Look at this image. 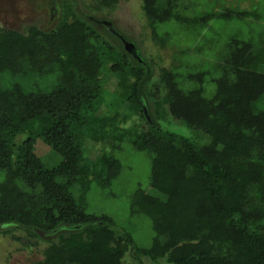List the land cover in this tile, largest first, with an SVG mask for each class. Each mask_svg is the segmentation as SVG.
Wrapping results in <instances>:
<instances>
[{"label": "trees", "instance_id": "16d2710c", "mask_svg": "<svg viewBox=\"0 0 264 264\" xmlns=\"http://www.w3.org/2000/svg\"><path fill=\"white\" fill-rule=\"evenodd\" d=\"M176 1L142 3L148 20L156 23L170 18ZM105 32L115 45L69 8L49 29L31 25L20 32L0 26V82L3 72L11 78L56 74L48 92L27 91L14 81L9 87L0 84V171L6 173L0 182V226L17 225L39 236L52 233L56 240L34 264H122L123 246L111 220L87 213L82 203L90 176L108 186L120 167L112 152L88 159L90 145L84 142L103 139L108 134L104 127L115 119L113 110L127 103L139 108L147 123L128 141L150 156V186L156 195L152 202L138 189L131 204L134 213L151 220L154 232L149 249L132 247L139 261L264 264V109L257 107L264 97V72L244 67L249 46L235 45L228 66L220 64L223 73L214 80L211 97L204 95L206 72L187 73L179 81L178 72L161 68L164 94L155 97L153 108L147 94L151 63L129 38ZM102 66L115 79L112 91L105 87ZM107 95L112 109L103 115L99 109ZM57 98L64 99V111ZM57 108L66 114L61 122H55ZM165 108L172 120L192 133L202 132L209 142L163 128L159 120ZM21 133L26 137L17 144ZM38 139L60 157L56 165L48 166L35 153ZM125 140L113 139L112 151ZM170 198L190 212L171 206ZM227 236L237 238L235 253L216 250Z\"/></svg>", "mask_w": 264, "mask_h": 264}, {"label": "rangeland", "instance_id": "374dc122", "mask_svg": "<svg viewBox=\"0 0 264 264\" xmlns=\"http://www.w3.org/2000/svg\"><path fill=\"white\" fill-rule=\"evenodd\" d=\"M64 8L83 16L109 43L115 45L112 37L105 34L106 29L112 33L118 31L132 41L137 53L153 68V76L147 87L148 101L153 108L155 97L164 94L159 83L160 69L163 67L178 72L181 75L179 81L187 73L206 72L202 83L204 95L211 97L215 89L214 80L223 73L220 64L228 66L226 62L230 51L235 45L243 43L249 46L251 54L244 67L250 71L264 72V0H177L170 18L156 23L148 20L142 0H0V26L20 32H25L31 25L49 29L56 25ZM101 71L106 80V89L112 91L115 87L112 73L106 66H102ZM27 76L11 78L7 72H3L0 84L9 87L14 81L21 83L27 91L44 92L56 85L54 72ZM185 85L191 86L190 83ZM111 99L110 95L106 96L99 109L100 114L110 113ZM58 100V105L64 111V99ZM257 107L264 109V97ZM113 111L115 119L104 127L107 136L104 135L94 144L85 140L84 147L90 145L86 151V157L90 160L104 151L112 152L120 162L119 172L108 186H100L95 176H90V188L82 204L87 213L105 214L111 220L110 226L115 229L117 240H120L118 244L123 246L120 251L122 264H152L143 257L139 261L132 251L134 246L149 249L154 232L151 220L142 213H134L131 207L138 189L147 195L148 200L156 201L155 192L150 186L151 159L146 151L135 149L128 141L130 133L146 128L147 123L142 111L131 104H121ZM55 114V122L63 121L66 115L58 108ZM163 115V119L159 120L163 128L193 137L203 144L209 142L202 132L192 133L183 124L172 120L166 108ZM119 136L128 142L125 140L119 150L112 151L110 142ZM25 137L26 134L21 133L16 136L15 142L20 144ZM34 151L48 166L60 161V157L51 152L41 139L36 141ZM5 176L6 173L0 171V182ZM71 191L78 195L76 187H72ZM169 203L182 212H190L189 208L172 198ZM124 233L130 234L133 243L127 240ZM51 234L42 233L39 236L17 225L0 226V264H34L41 261L50 242L56 240ZM216 250L235 253L237 238L225 237Z\"/></svg>", "mask_w": 264, "mask_h": 264}, {"label": "water", "instance_id": "95a60500", "mask_svg": "<svg viewBox=\"0 0 264 264\" xmlns=\"http://www.w3.org/2000/svg\"><path fill=\"white\" fill-rule=\"evenodd\" d=\"M126 47H127L129 50H134V49H133L134 46H133V44H131V43H127V44H126ZM145 113H146V111H145Z\"/></svg>", "mask_w": 264, "mask_h": 264}]
</instances>
